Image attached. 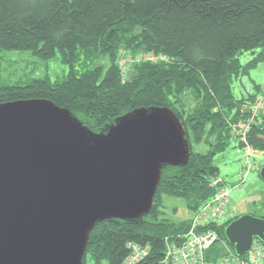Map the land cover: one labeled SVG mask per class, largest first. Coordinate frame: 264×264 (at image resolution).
<instances>
[{
  "label": "trees",
  "instance_id": "trees-1",
  "mask_svg": "<svg viewBox=\"0 0 264 264\" xmlns=\"http://www.w3.org/2000/svg\"><path fill=\"white\" fill-rule=\"evenodd\" d=\"M0 49L31 50L42 58L60 53L70 68L54 82H0V103L50 99L94 131L138 107L167 106L179 117L190 144L187 166L162 170L151 211L141 222H97L83 261L122 264L129 243L136 242L150 247L141 263L155 264L167 242L184 239L192 222L166 217L164 197L183 198L197 214L215 193L212 181L221 177L215 155L232 138L245 145L234 124L250 116L247 105L264 86L256 83L257 92L237 97L233 82L264 61V0H0ZM246 51L255 54L244 64ZM141 53L166 58L133 61L123 78L119 59ZM76 64L83 70L78 72ZM247 141L264 152V110ZM201 142L209 146L207 152L194 150ZM238 216L220 225L219 239L206 251L208 260L236 254L225 227Z\"/></svg>",
  "mask_w": 264,
  "mask_h": 264
},
{
  "label": "water",
  "instance_id": "water-1",
  "mask_svg": "<svg viewBox=\"0 0 264 264\" xmlns=\"http://www.w3.org/2000/svg\"><path fill=\"white\" fill-rule=\"evenodd\" d=\"M190 144L167 106L138 107L100 131L46 98L0 103V264H83L95 224L141 222ZM264 181V165L260 169ZM237 255L264 242V217L225 227Z\"/></svg>",
  "mask_w": 264,
  "mask_h": 264
},
{
  "label": "rangeland",
  "instance_id": "rangeland-1",
  "mask_svg": "<svg viewBox=\"0 0 264 264\" xmlns=\"http://www.w3.org/2000/svg\"><path fill=\"white\" fill-rule=\"evenodd\" d=\"M254 54L246 51L241 56L242 63H247ZM127 67L126 78L131 66ZM69 69V65L61 60L60 53L50 58H42L31 50L0 49V82L24 84L32 78H47L54 82L65 78ZM76 69L78 72L83 70L79 64H76ZM256 83L264 86V61L234 81L233 92L237 97L255 93ZM208 149L209 146L204 142L194 143L196 151L207 152ZM247 155L246 146L240 145V139L232 138L228 148L215 155L214 162L219 166L220 176L224 178L230 189V206L236 209L237 214L262 215L264 214V206L261 202L264 200V181L260 176L262 166L254 165L246 174ZM263 157L264 154H251L250 160L253 163H261ZM163 211L166 217L175 222L190 220L196 215V211L190 210L183 198L174 196L164 197Z\"/></svg>",
  "mask_w": 264,
  "mask_h": 264
},
{
  "label": "built area",
  "instance_id": "built-area-1",
  "mask_svg": "<svg viewBox=\"0 0 264 264\" xmlns=\"http://www.w3.org/2000/svg\"><path fill=\"white\" fill-rule=\"evenodd\" d=\"M163 55H155L153 53L140 54L136 57L127 56L119 59V65L123 78L127 76V66L133 61L139 60H158L165 59ZM250 116L234 125L236 136L244 141L248 155L246 157V174L254 165H264V157L261 163L251 162V154H264L254 149L247 141V133L255 117L264 110V91H262L255 99L247 105ZM211 185L215 187L214 195L207 200L198 213L194 216L191 226L185 233L184 239L174 242H167L164 254L155 264H264V242L255 239L251 249L243 254L237 255L227 253L208 260L206 251L219 239L220 225L234 218L237 214L235 208L230 206V189L222 177L215 178ZM209 225V226H208ZM129 255L123 260L122 264H142L150 252L148 245L140 243H129Z\"/></svg>",
  "mask_w": 264,
  "mask_h": 264
}]
</instances>
